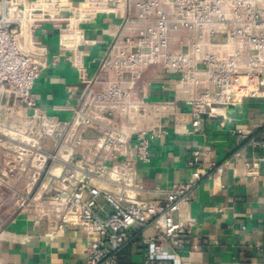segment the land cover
I'll return each mask as SVG.
<instances>
[{"label":"built area","instance_id":"2783aa9c","mask_svg":"<svg viewBox=\"0 0 264 264\" xmlns=\"http://www.w3.org/2000/svg\"><path fill=\"white\" fill-rule=\"evenodd\" d=\"M100 13L113 14L119 29L90 75L79 45L87 42L85 25ZM44 24L72 43H62L61 50L72 51L69 60L83 85L68 122L41 111L33 91L47 66V48L36 38ZM152 67L192 88L185 104L196 128L202 115L215 117L219 109L263 95L264 0H0V88L13 97V112L23 120L17 157L0 182L21 170L22 161H32L34 186L40 183L37 189L45 192L39 213L53 222L52 232L79 227L89 235L85 264H119L121 250L148 227L154 233L142 239L148 247L143 264H170L167 248H198L192 223L174 215L206 175L226 168L214 163L204 168L206 152L196 149L187 182L143 190L158 199L133 198L92 183L109 174L120 178L123 188L135 185L134 163L149 161L151 140L167 133L163 111L169 104L133 91ZM107 72L113 78L96 87ZM91 128L98 134L86 140L81 129ZM237 136L248 138L242 130ZM251 144L256 151L244 166L247 175L256 176L264 164V139L252 138ZM57 162L63 170L55 176L51 167ZM48 178L56 183L53 189L43 184ZM34 199L26 195L24 205Z\"/></svg>","mask_w":264,"mask_h":264},{"label":"crops","instance_id":"0c3cea01","mask_svg":"<svg viewBox=\"0 0 264 264\" xmlns=\"http://www.w3.org/2000/svg\"><path fill=\"white\" fill-rule=\"evenodd\" d=\"M72 1L79 4L84 0ZM85 29L87 42L79 45V51L84 54V63L92 75L117 33L119 21L113 14L100 13ZM36 38L48 52L47 66L33 90L39 109L51 118L71 121L83 88L69 60L72 51L61 50L62 43L69 47L72 43L63 42L59 31L50 24H44L36 32ZM110 78H113L110 72L99 76L96 87ZM191 89L176 78H168L160 67L148 69L133 91L139 97L147 95L151 101L170 105L163 111L167 133L151 140L149 161L134 163L135 185L123 188L121 179L109 174L104 179L93 177L91 181L102 189L133 198L158 199L157 195H148L143 190L166 189L187 182L195 169L192 152L201 149L206 152L204 168H209L211 163L225 164L226 168L223 173L206 175L195 187L191 199L183 202L174 215L176 221L192 223L199 247L167 248L164 258L170 264H264V164L256 176L247 175L244 166L256 151L252 138L264 139V94L247 98L239 106L219 109L215 117L202 115L201 125L196 128L191 107L185 104ZM12 104L13 97L0 88V177L15 160L20 147L17 131L23 120L14 114ZM140 123L143 125V121ZM239 130L247 133L248 138H239ZM81 133L91 140L97 136L98 129H81ZM48 144L52 145V141ZM118 162L122 164L123 158ZM62 170L60 162L51 167L55 176ZM16 175L18 178L13 176L7 181L8 187L2 178L0 204L5 202L2 193L6 190H20V170ZM43 184L53 189L56 183L48 178ZM44 193L43 188H38L35 199L0 227V264H85L89 235L79 227L52 232L53 222L39 213ZM99 202L108 212L109 207L101 198ZM153 233L151 227L142 228L141 234L123 249L121 258L125 264H143L148 247L142 239Z\"/></svg>","mask_w":264,"mask_h":264},{"label":"rangeland","instance_id":"374dc122","mask_svg":"<svg viewBox=\"0 0 264 264\" xmlns=\"http://www.w3.org/2000/svg\"><path fill=\"white\" fill-rule=\"evenodd\" d=\"M21 139H23L22 136ZM35 170L36 169L32 161H22L20 170V190L15 192L6 190L4 193H2L5 202L4 204H0V227L3 226L4 223H6L15 214L23 211L26 208V206L24 205V199L26 195H30V197H32L37 187H39L40 183L35 186L33 183ZM16 174L14 175V177L18 178ZM14 177L4 176V185L8 187L7 181ZM13 199L14 202L12 203Z\"/></svg>","mask_w":264,"mask_h":264},{"label":"trees","instance_id":"16d2710c","mask_svg":"<svg viewBox=\"0 0 264 264\" xmlns=\"http://www.w3.org/2000/svg\"><path fill=\"white\" fill-rule=\"evenodd\" d=\"M125 248H126V246L123 249H125ZM123 249L121 250V252L123 251ZM121 252L119 254V264H125L123 259L121 258Z\"/></svg>","mask_w":264,"mask_h":264}]
</instances>
